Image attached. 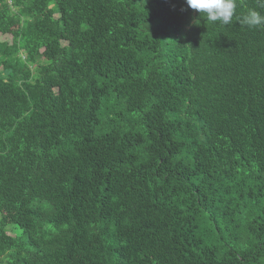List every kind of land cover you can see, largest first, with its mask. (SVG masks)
<instances>
[{"label":"trees","instance_id":"1","mask_svg":"<svg viewBox=\"0 0 264 264\" xmlns=\"http://www.w3.org/2000/svg\"><path fill=\"white\" fill-rule=\"evenodd\" d=\"M236 4L0 0V264H264V25L239 22L264 8Z\"/></svg>","mask_w":264,"mask_h":264},{"label":"clouds","instance_id":"2","mask_svg":"<svg viewBox=\"0 0 264 264\" xmlns=\"http://www.w3.org/2000/svg\"><path fill=\"white\" fill-rule=\"evenodd\" d=\"M187 6L198 11L208 22H219L229 25L233 22L236 12V0H186ZM259 6L264 8V0H258ZM248 27L264 25V15L254 9L248 10L240 20Z\"/></svg>","mask_w":264,"mask_h":264},{"label":"rangeland","instance_id":"3","mask_svg":"<svg viewBox=\"0 0 264 264\" xmlns=\"http://www.w3.org/2000/svg\"><path fill=\"white\" fill-rule=\"evenodd\" d=\"M2 38H5L6 39V36H3Z\"/></svg>","mask_w":264,"mask_h":264}]
</instances>
